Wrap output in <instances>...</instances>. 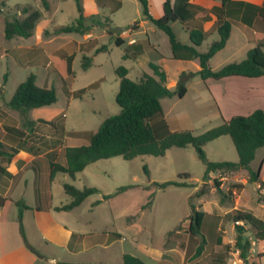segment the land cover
Listing matches in <instances>:
<instances>
[{
	"label": "rangeland",
	"instance_id": "1",
	"mask_svg": "<svg viewBox=\"0 0 264 264\" xmlns=\"http://www.w3.org/2000/svg\"><path fill=\"white\" fill-rule=\"evenodd\" d=\"M97 12H91L92 4L89 0H80L86 24H90V34L71 32L51 34L58 26L75 23L80 13L76 0H49L50 7L45 9L41 0H0V10L13 16L22 17L18 11L20 7L27 6L30 9H38L41 16L35 24L33 35L24 37L5 36L4 15L0 11V141L6 151H11V146L21 147L29 151L47 150L54 148L51 154H46L41 159H35L34 167H28L22 171H0V179L6 183L16 184L14 191L10 192L12 198H19L29 208L22 209L13 202L6 205V221L0 223V249H14L26 245L34 249H52L40 240V235L34 226L32 210L35 199L46 194V198L53 205H61L70 202L71 197L65 192L64 184L69 183L77 188L96 187L100 191L90 195L91 202L102 197L101 193H112L120 186H128L126 192L120 193L117 198L116 208L120 211L130 209L131 215L136 216L135 225L141 229L140 236L145 241L155 245H161L166 232L174 225L186 224L191 213V204L197 203L195 193L198 190L204 192L203 198L208 201H219L220 207L216 212L220 214L230 207V203L236 197L230 189L235 174L228 176L224 173L213 172V176L204 178L205 165L199 159L194 147H171L162 156L141 155L127 160L121 156L108 159H100L87 165L74 178L66 173H57L50 182L44 171L43 163L50 161L63 162V149L65 146L88 143L90 136L101 123L110 115L118 114L121 110L115 97L119 89V77L115 73L116 67L122 65L128 69V77L138 80L143 72L152 73L150 62L161 64L158 59L160 53L169 50L167 35L158 30L157 35H151L155 48L146 44V52L137 60L124 58L126 45L116 46L113 38L104 27L94 21L105 22L110 19V25L117 29L118 33L125 32L131 22L140 21L143 17L142 6L139 0H96ZM151 11L161 9L162 0H149ZM2 2L4 4H2ZM162 10V9H161ZM91 15H94L91 18ZM150 24L145 25L148 26ZM180 22L176 24L179 34ZM45 31L50 32L46 34ZM219 38L218 31H209L198 49L206 51L212 41ZM242 41L234 36L231 42L218 51L210 61L212 69L217 70L230 61H241L246 57L244 53H236L235 50ZM107 46V50L97 51L100 46ZM262 48V47H261ZM263 50V48H262ZM264 51V50H263ZM84 56L91 58V66L84 70L82 59ZM163 62V61H162ZM198 63V60H196ZM166 70L167 79L180 78L181 68H186L192 75L185 78L188 92L179 97L173 95L161 99L164 117L173 128L190 129L195 134H200L212 127L221 124L219 112L212 102L208 90L203 84L199 74L194 73L192 62L179 60L165 61L162 64ZM30 74L36 76L39 86H53L57 92V100L50 106L51 110L59 113L47 118H35L34 111L21 112L13 109L9 102L17 85ZM80 89H84L80 95H75ZM11 127L12 131L8 132ZM17 131V132H15ZM204 151L211 161H238L235 146L228 135H222L204 145ZM36 154V153H34ZM22 159V158H21ZM264 160V146L258 148L251 161V168L256 170ZM31 164V165H32ZM13 166V165H12ZM30 166V165H29ZM146 169L148 172H146ZM180 173H188L189 177L179 176ZM244 176L242 174L240 177ZM238 177V178H240ZM220 181L217 188L214 179ZM177 180L183 185H169L158 189L153 182ZM206 182V183H205ZM45 184L44 190L42 185ZM222 184V185H221ZM237 187V193L243 184ZM197 186L198 189L196 188ZM39 189H34V188ZM4 191V188H0ZM25 192V193H22ZM256 186L253 183L246 185V195L252 201L256 199ZM40 194V197H38ZM151 195V208L139 213V206L146 203ZM257 195L256 203L264 200ZM38 201V199H37ZM134 206L135 213L134 212ZM87 207V206H85ZM98 209L106 211V204H101ZM221 208V209H220ZM133 211V212H132ZM22 213L21 219L19 218ZM75 212H65L61 216H70L79 219ZM74 215V216H72ZM141 215L140 217H138ZM223 227L228 236H233L231 220L225 214L222 217ZM80 220V219H79ZM119 230H126L127 222L121 219L115 223ZM144 227V229H142ZM23 231V235L21 233ZM171 232V230H170ZM169 233V232H168ZM201 235L205 239L203 255L212 251L215 247V235L210 229L204 228ZM251 240L247 259L239 258L237 251L230 255L231 264H264V258H258L263 253L258 245L257 238L248 234ZM202 238L199 236L198 240ZM186 241V235L184 237ZM126 248H132L131 240L125 241ZM253 247V249H251ZM234 250V249H231ZM145 259L146 264H150ZM195 264V263H194Z\"/></svg>",
	"mask_w": 264,
	"mask_h": 264
},
{
	"label": "trees",
	"instance_id": "2",
	"mask_svg": "<svg viewBox=\"0 0 264 264\" xmlns=\"http://www.w3.org/2000/svg\"><path fill=\"white\" fill-rule=\"evenodd\" d=\"M77 1V9L80 13L75 23L61 25L56 27L51 34L82 32L88 33L91 29L90 24H86V17L83 14V7L80 0ZM222 4L219 10L224 17L238 18L242 22L253 25L257 31L262 28L264 31V4L255 5L241 0H221ZM142 6L144 17L150 19L154 25L164 31L169 38L172 51L171 59L194 60L197 59L200 69L197 74L207 81L209 79H223L233 76L257 78L264 76V51L262 44H258L247 51L246 57L241 61H231L223 65L220 69L213 70L209 64L210 59L224 46L230 36L231 23L227 18L218 20L219 38L214 40L204 52L198 47L205 38L201 28H192L190 30L191 44H184L177 40L176 35L170 25L173 21H184L192 16L193 0H163L162 15L159 18H153L149 11V0H139ZM2 4H4L2 2ZM45 9H49V0H41ZM2 12V10H0ZM22 17L13 16L2 12L4 15L5 36L28 38L33 35L35 24L41 16L38 9H30L27 6L20 7L18 11ZM94 15H91L93 18ZM257 18V23H253ZM101 24L106 32L112 36L116 46H122L126 36H120L117 29L110 25V19L105 22L94 21L93 24ZM138 23L131 25L132 30L137 28ZM46 34L50 32L45 31ZM107 50L103 45L97 48V51ZM141 47L138 50H132V47H126L123 57L135 58L141 54ZM92 64L91 58L84 56L82 59V68L88 69ZM152 73L143 72L138 80H132L128 77V69L125 66H118L115 73L119 77V89L115 97L116 103L121 110L118 114L108 116L90 136L88 143L65 146L63 149V162L53 161L50 164L49 181L51 182L57 173H66L74 178L78 172H81L87 165L100 159H108L114 156H121L130 160L141 155L162 156L171 147H186L192 145L205 165L204 178L210 172L224 173L228 176L243 170L248 175V182L259 184V189L264 188V182L260 179V166L254 170L250 163L254 158L258 148L264 146V111L255 109L246 115H234L229 119H224L221 124L212 127L200 134L193 133L190 129L171 130L163 112L161 99L178 95L182 97L186 92L185 78L188 73L182 72L175 89L169 88L166 82V72L160 64L149 63ZM84 89H80L75 95H80ZM57 100L56 89L46 86H39L36 83V76L30 74L25 80L20 82L9 102V105L18 111L27 112L34 108L50 106ZM10 128L8 132L12 131ZM14 130V129H13ZM17 132V131H15ZM11 133V132H10ZM222 135L230 136L236 152L238 161H211L208 159L204 145ZM13 151L21 147L11 146ZM5 148L0 141V155H5ZM9 153V152H8ZM7 155V156H6ZM4 160H11L13 154H6ZM146 172L147 169H146ZM179 176L189 177L188 173H180ZM158 189H163L169 185H183L177 180L164 182H153ZM215 187L220 186V181L214 179ZM128 186H120L114 192L104 195V198L113 197ZM258 194L264 200V194ZM65 192L71 197L70 202L61 206H56L57 210H70L88 196L99 192L96 187L77 188L72 184H64ZM8 202H13L18 207L29 208L22 200H14L0 193V208H3ZM151 205V195L148 197L143 207ZM234 222L236 237L234 242L235 249L239 250V257L246 260L251 245L248 234L256 238L264 239V220L254 215L251 211L242 209H232L228 213ZM204 211L197 209L191 204V213L189 216L188 232L191 236H200L194 255H199L203 250L205 243L201 235V224ZM20 212L19 218L21 219ZM239 221V223H236ZM23 235V231L21 229ZM171 234V232H169ZM120 236V234H117ZM220 242V238L217 240ZM30 247V246H29ZM228 254L229 246L226 245ZM31 248V247H30ZM123 264H144V262L131 254L123 255Z\"/></svg>",
	"mask_w": 264,
	"mask_h": 264
},
{
	"label": "crops",
	"instance_id": "3",
	"mask_svg": "<svg viewBox=\"0 0 264 264\" xmlns=\"http://www.w3.org/2000/svg\"><path fill=\"white\" fill-rule=\"evenodd\" d=\"M89 1L92 4V9L90 11L93 13L97 12L99 3H97L96 0ZM241 1L255 5L264 4V0ZM118 2L120 3V0H118ZM221 4V0H193L192 16L184 21L177 20L170 23L177 40L184 44H191L190 30L192 28H201L206 38L209 31H218V20L227 18L232 27L225 46L231 42L234 36H237L241 39L242 43L235 50L236 53L247 54L250 48L258 44H262L261 47L264 50L263 29L259 28V30L256 31L253 25H248L238 18L224 17L222 12L218 9ZM150 5L149 1L151 16L153 18H159L162 15V3L161 9H155V12L151 11ZM257 21L258 19L255 18L253 23H257ZM177 22L181 24V26L178 27L180 30L179 34L176 31ZM136 23H138L137 28L132 30L130 26ZM147 24L150 25L145 27ZM130 26L125 32H121L120 36H126L123 45L132 47V50H138V48L141 47V54L132 58L133 60H137L146 52V44L155 48V42H153L151 35H157L159 34L158 30H162L157 28L150 19L144 16L141 17L140 21L131 22ZM89 34L90 32H88V35ZM155 50L158 51L156 48ZM160 54L162 57H160L158 61H160L161 66L165 61L179 60L171 59V47L169 50ZM196 60L197 59L179 61L192 62L194 73L196 74L200 69L199 61L196 63ZM181 69L182 72L192 75L190 71L185 70L186 68ZM165 84L169 88L175 89L178 84V78L167 79L166 74ZM203 84L208 90L209 96L219 112L221 122L234 115L249 114L255 109H262L264 111V76L257 78L233 76L223 79H209L207 81L203 80ZM187 92L188 87L186 86L185 94ZM32 111H34L35 118L37 119H47L59 113V109L51 110L44 107L34 108ZM167 123L171 130H178V128H173L168 120ZM53 149L54 148L47 147V150L43 152L37 150L36 152L33 151L32 154L21 148L17 151H5V155L11 153L13 156L11 160H4L5 155H0V171L6 168V170L10 172L11 167H13V171L17 170L20 172L28 167H34V163L32 164V162H34L35 159H41L46 154H51ZM51 163L52 161L50 160L43 163V168L48 176V180ZM213 174V172H210L209 176H213ZM242 174H244V176L240 177ZM235 175V179L230 181L232 186L230 189L233 193H236V197H234L232 200L233 202L230 203V207H228L223 214L216 212L218 207H220L218 200L214 199L212 202L205 200L203 198L204 192L200 190L195 193L197 199L195 207L204 211L200 231L202 232L204 228L210 229L215 235V247L207 254L203 255V249L199 255H194L195 249L199 244V236H191L188 232L189 219L186 221V224L182 223L179 227L178 224H175L172 229H169L161 245H155L142 239L140 236L142 230L135 228V218L138 214L131 215L130 209L120 211L115 207L117 202L115 198H117L120 193L107 199L104 198V195L108 193H101L102 197L89 203V206L85 205L91 200V197L88 196L83 202L70 210L55 209L56 206H61L63 204L53 205L47 200L46 194L44 193L41 200L40 198H37L38 201L35 199V206L30 209L32 210V219L40 235V240L44 241L47 246L50 245L52 249H34L31 246V248H27L26 245L14 249H0V264H123L124 254H131L138 257L144 264H146L145 259H149L148 261L150 264H231L229 253L237 251L239 255V250L234 247L236 231L234 222L229 217L228 213L232 209L248 210L264 220V201L256 203L259 184L253 183L256 186L257 192L256 199L252 201L251 197L246 195V185L250 183L248 182L247 173L240 170ZM259 176L264 182V160L260 166ZM238 183L243 184V186L237 193V187L241 186ZM45 184L46 183L42 185L43 190ZM15 186L16 184L13 181L6 183L5 180L0 179V188L5 189L4 191L0 190V193L7 197L12 198L10 192L14 191ZM198 187L199 186L196 188L198 189ZM34 189L36 190L39 188L35 187ZM124 192L126 191L124 190L121 193ZM259 192L264 194V188H260ZM38 197H40V194H38ZM14 200L20 199L17 198ZM103 203L107 206L105 212L103 209H98ZM144 204L145 203L141 204L138 208L140 214L143 213L145 209L151 208V205L147 206L148 208L143 207ZM6 205L0 208V223L6 221ZM135 208L134 206L133 213H135ZM65 212H75V215L80 216V220L74 219L73 217L69 218L70 216L60 215ZM225 214L228 216V219L231 220V231L234 232L233 236H228L226 234V229L223 227L221 218H224ZM140 216L141 215L138 217ZM122 218L127 222L126 230L124 231L119 230L115 225V223ZM142 229H144V227ZM170 230L171 234L168 233ZM117 234H120V236ZM185 235L186 241H184ZM218 238H220V242L217 241ZM128 240L132 242L133 246L131 249L126 248L124 245V242ZM257 240L259 247L263 249V253L257 259H254V263L256 260L259 261L264 258V239L257 238ZM226 245L229 246V250L228 254L224 256L223 253L226 252ZM251 249H253V247Z\"/></svg>",
	"mask_w": 264,
	"mask_h": 264
},
{
	"label": "built area",
	"instance_id": "4",
	"mask_svg": "<svg viewBox=\"0 0 264 264\" xmlns=\"http://www.w3.org/2000/svg\"><path fill=\"white\" fill-rule=\"evenodd\" d=\"M236 223H239V221H236Z\"/></svg>",
	"mask_w": 264,
	"mask_h": 264
},
{
	"label": "water",
	"instance_id": "5",
	"mask_svg": "<svg viewBox=\"0 0 264 264\" xmlns=\"http://www.w3.org/2000/svg\"><path fill=\"white\" fill-rule=\"evenodd\" d=\"M104 264H106V263H104Z\"/></svg>",
	"mask_w": 264,
	"mask_h": 264
}]
</instances>
